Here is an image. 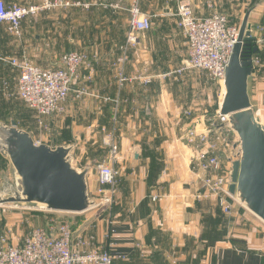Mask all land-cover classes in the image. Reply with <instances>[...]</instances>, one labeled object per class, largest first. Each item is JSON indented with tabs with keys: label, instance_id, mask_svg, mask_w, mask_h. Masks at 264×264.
Segmentation results:
<instances>
[{
	"label": "crops",
	"instance_id": "obj_1",
	"mask_svg": "<svg viewBox=\"0 0 264 264\" xmlns=\"http://www.w3.org/2000/svg\"><path fill=\"white\" fill-rule=\"evenodd\" d=\"M1 1L13 5L23 0ZM207 1L200 0L198 3L200 14L195 9L194 0H189L197 18L207 14ZM159 3V12L175 18L173 3ZM257 12L264 23V0L261 11L258 7ZM91 13L88 10L81 15L88 20ZM100 22L97 19L96 23ZM175 28L182 34L176 25ZM261 28L264 29L263 25ZM158 29L165 31L163 26ZM149 31L140 34L137 46L130 49L125 57L120 49L125 43L127 25L122 31V38L113 41L107 50H111L112 58L98 56V51H95L97 45L93 41H86V54L92 64L90 72H82L80 81L86 94L81 102L75 101L71 94L66 103V109H70V121L63 126L67 128L65 140L57 146L68 144L72 135L77 134L79 140L74 161L80 169L86 167L81 164L82 143L90 142L103 150L105 156L97 162L108 158V137L105 130H102V134L99 132V127H108L112 133L121 131L115 142L118 146L115 167L120 175L114 205L106 215L103 214L106 210L102 205L96 207L95 222L89 223L93 226L96 241L100 248L108 249L113 255V264H264L263 222L237 203L233 205L230 215H224L214 198H197L201 192L203 174L192 160L195 153L187 145L186 133L196 122H199L196 129L202 131L209 122V116L202 112L203 109L200 111L199 106L193 103L194 99L186 102L174 100L170 93L173 85L185 88L192 83V86H196L201 79L205 80L206 85L215 84L202 73L186 69L180 75L172 74L176 68L171 69L160 60H157L159 63L153 62V58L146 53L134 54V51L150 44ZM6 36L0 33V57L10 55ZM252 36L257 40V56L263 61L264 68V42L259 41L260 37L264 38V31H257V35ZM68 43L72 44L73 40L68 39ZM20 44L22 48L28 47L24 38ZM26 56L33 60L35 58L31 54ZM185 61H181V67H184ZM157 63L160 67L154 66ZM255 70L248 79L252 109L255 108L254 101H261L264 93V76L259 77L260 83L256 85ZM120 73L132 81L120 85ZM144 78H151V83L144 85ZM11 87L14 88L12 84ZM173 113L180 114V124L177 125L172 118ZM113 118L115 123L112 126ZM116 121L125 123L131 134L118 130ZM55 124V128H58ZM174 124L175 135H168L169 125ZM228 140V146L219 147L218 154L229 168L236 139L228 135ZM0 164L7 168V162L2 157ZM91 173L88 182L96 189V177L90 179Z\"/></svg>",
	"mask_w": 264,
	"mask_h": 264
},
{
	"label": "built area",
	"instance_id": "obj_2",
	"mask_svg": "<svg viewBox=\"0 0 264 264\" xmlns=\"http://www.w3.org/2000/svg\"><path fill=\"white\" fill-rule=\"evenodd\" d=\"M68 2L63 5L61 2L42 0L40 5L7 6L0 0V25L4 24L7 34L19 40L24 20L35 17L48 8L79 5ZM83 7L88 9L89 4L84 3ZM174 16L176 27L185 39L186 63L189 67H181L172 74L180 75L186 69H191L223 87L225 69L238 39L237 29L231 28L226 19L220 16L205 19L195 17L186 3L178 4ZM151 26L149 16L141 15L137 8L132 11L125 43L120 49L124 57L130 49L137 46L140 34L149 31ZM252 61L255 70L260 60L253 58ZM0 62L15 71V95L35 114L40 126L46 117L61 114L79 71L85 69L90 72L92 66L87 56L78 53L63 55L62 69H41L25 58L0 57ZM130 81L132 79L119 74L120 85ZM142 82L148 85L151 78H144ZM5 89L8 90V87L5 86ZM81 94L86 93L82 91ZM216 116L213 120H208L202 131L196 129L199 122L194 123L195 126L187 130L186 142L193 148L195 155L192 160L203 174L201 192L197 198H214L221 212L230 215L236 202L228 195V166L220 160L218 148L228 145V135H234L224 127V117L220 113ZM108 143L107 160L98 162L94 167L97 181L95 195L100 205L110 208L114 205L120 173L115 167L118 146L114 140ZM236 155L235 149L230 160ZM84 227L81 231L74 229L69 222L51 223L46 228L30 230L19 241L14 238V226L0 228V264H113L114 258L110 251L98 245L92 233L93 226L84 224Z\"/></svg>",
	"mask_w": 264,
	"mask_h": 264
},
{
	"label": "rangeland",
	"instance_id": "obj_3",
	"mask_svg": "<svg viewBox=\"0 0 264 264\" xmlns=\"http://www.w3.org/2000/svg\"><path fill=\"white\" fill-rule=\"evenodd\" d=\"M50 1L61 2L63 5L65 2L69 1L72 4L79 5L73 7H55L54 9L48 8L35 17L27 18L21 25L22 36L19 40L14 39L9 34H7L4 24L0 25V33L5 36L7 35L6 37L7 39H9V57L25 58L32 65L37 66L41 69H62L61 58L67 53H78L87 56L88 61H90V58L86 54L88 50H85V42L93 41L95 45H97V50L95 51H98V56L103 57L106 55V57L104 58H112L114 55L111 53V50L110 52L107 50L113 43V41L122 38V34H124L122 32L124 27L126 25L128 26L130 23L131 13L134 9L137 8L141 15L149 16L151 18L152 30L151 32L149 31L150 34L148 37V39L150 40V44L146 45L147 47L145 46L144 49L134 51V54L141 55L146 53L153 58V62L160 60L164 62V64L166 63V66H168L169 68H176L175 71L181 69L180 63L183 59L187 60V46L184 37L182 36L183 34H180L179 31L176 30V20L173 15H163L161 12H159V1H162L163 4L164 2H169L170 5H172L173 3L175 5V7L172 8L173 12L174 10L176 11L179 3L188 4L193 11V7L191 6L189 0ZM199 2L200 0H194L195 9L198 12L200 11V8L198 6ZM41 3L42 0H23L16 5H40ZM84 3L89 4L88 9H85L83 7ZM207 4V14H204L205 16L200 19H205L210 16H220L226 19L228 25L231 28L237 29V31L239 32L243 17L245 13H248V23L250 22L249 24L252 26V34L257 35V31L261 33L260 29L264 31V29L261 28L262 25L264 27V23L260 19L261 15H259L257 12L258 7L261 11L262 0H208ZM6 5L9 6L12 4L11 2H9V4ZM92 8H94L93 13H91ZM88 10L89 13H91L89 14L90 18L88 20H85V17L82 16L81 13H84V11ZM97 19L101 20V22L99 23L100 25L96 23ZM159 26L165 27V31L161 32L158 29ZM23 38L24 41L28 44L27 48H22V45L20 44L23 41ZM68 39H72L73 43H68ZM259 41L263 42L264 38L260 37ZM105 49L106 52H104ZM22 50L25 51L22 52ZM25 52L26 54L34 55V60L29 59L26 56ZM254 56L255 57L253 58H258L257 54ZM108 61L109 59L106 60V62ZM157 62L159 63V61ZM158 63L157 65L154 64V66L160 67ZM262 63L263 61H261L260 59V63H258V66L255 70L256 78H254V81L256 85L260 83L259 77L264 76V68L262 67ZM83 71L86 70L82 69L79 71L78 79L73 84L74 89L72 88V92L70 93V95L73 94L72 98L75 99V101L77 100L79 102H81L85 96L81 94V92L84 90H82V87L80 85V81H82L81 77ZM189 71L191 72L193 70L190 69ZM15 78V71L8 65L3 63L1 64L0 62V123H15L17 128L28 132L36 143L44 142L45 144L52 147L59 145L60 142L65 140L64 132L67 130V128H64L63 126L70 121L69 115L71 116L70 109H66V103L68 99L63 105L64 109L61 114H54L46 117L43 120V124L40 126L37 124L35 114L27 109V107L15 95L14 88L11 87V84L14 87ZM203 80L204 79H201V83L197 82L196 86H192L191 83L185 88H180V86L177 87L173 85L172 92L170 94H172L174 100H180L183 102H186L188 100L192 101L194 99L193 103L196 106H199L200 111L203 109L202 112L206 113L209 116L208 120H213L217 117V113H219V107L224 95V88L215 83V85L213 86L212 84L206 85L204 84L205 80ZM5 86L8 87V90L5 89ZM260 100L261 101L259 102L256 100L254 101V104H256L253 110L256 116L259 118L260 122L264 125V93ZM257 102L260 106V109L258 108ZM66 110H68V112ZM176 115L177 114L173 113L172 118L175 119V122L178 125V123H181V118L180 114H178L177 116ZM55 119H57V121H54ZM55 123H57L58 128H55ZM114 123L115 122L113 118V121H111L112 126ZM126 124L128 125V123ZM116 126L119 127L120 129L118 128V130H122L123 133L126 132L129 135L131 134V131L127 127H125V123H123L122 121H119V123L116 121ZM169 127L170 128L168 129V135H175L176 125H169ZM107 128L108 127H99L98 130L101 134L102 130H105L108 141L114 140V142L117 143L120 135L119 132L121 131L112 133V129L108 130ZM62 136L64 139L62 138ZM226 146L228 145H222V148H226ZM80 148L83 149L80 153V157H82V159L80 158L81 164H85L86 167L90 165V171L92 172L90 179H93L94 177H96V171L94 167L95 164L98 163L97 161L102 156H105L103 150L90 142L88 144L82 143ZM106 152L108 156L109 148ZM222 162H224L225 164L224 160H222ZM5 170L6 167L0 164V172L5 173ZM88 185L90 196L98 199L95 195L97 188L95 189L91 182H88ZM103 207L104 210H106L103 213L104 215L111 211V207ZM94 214L97 215V208H95V210H90L88 214L75 215L66 213L35 212L20 208L15 209L2 207L0 209V228L4 229L5 226H14V238L16 239V241H19L22 237L27 235L30 230L36 228H46L51 223L69 222L74 229L82 231L85 229L84 224L89 225V223L92 224L93 222H95Z\"/></svg>",
	"mask_w": 264,
	"mask_h": 264
},
{
	"label": "water",
	"instance_id": "obj_4",
	"mask_svg": "<svg viewBox=\"0 0 264 264\" xmlns=\"http://www.w3.org/2000/svg\"><path fill=\"white\" fill-rule=\"evenodd\" d=\"M245 13L225 69L224 95L219 113L236 139V157L229 160L228 195L264 223V125L251 107L248 79L258 53ZM184 67L189 65L185 62ZM77 134L68 144L51 147L36 143L15 123H0V207L35 212L83 214L100 205L90 196V165L80 169L74 156Z\"/></svg>",
	"mask_w": 264,
	"mask_h": 264
},
{
	"label": "trees",
	"instance_id": "obj_5",
	"mask_svg": "<svg viewBox=\"0 0 264 264\" xmlns=\"http://www.w3.org/2000/svg\"><path fill=\"white\" fill-rule=\"evenodd\" d=\"M217 204V203H216Z\"/></svg>",
	"mask_w": 264,
	"mask_h": 264
}]
</instances>
